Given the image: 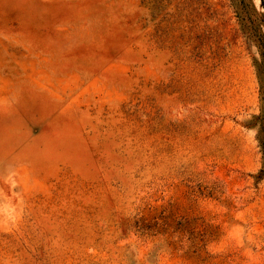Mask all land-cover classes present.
<instances>
[{"label":"rangeland","instance_id":"1","mask_svg":"<svg viewBox=\"0 0 264 264\" xmlns=\"http://www.w3.org/2000/svg\"><path fill=\"white\" fill-rule=\"evenodd\" d=\"M0 264H264V0H0Z\"/></svg>","mask_w":264,"mask_h":264}]
</instances>
